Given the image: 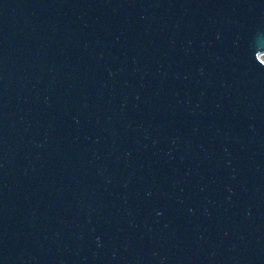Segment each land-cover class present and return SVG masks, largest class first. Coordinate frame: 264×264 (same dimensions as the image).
Listing matches in <instances>:
<instances>
[{"label":"water","instance_id":"1","mask_svg":"<svg viewBox=\"0 0 264 264\" xmlns=\"http://www.w3.org/2000/svg\"><path fill=\"white\" fill-rule=\"evenodd\" d=\"M264 0H0V264H264Z\"/></svg>","mask_w":264,"mask_h":264},{"label":"bare ground","instance_id":"2","mask_svg":"<svg viewBox=\"0 0 264 264\" xmlns=\"http://www.w3.org/2000/svg\"><path fill=\"white\" fill-rule=\"evenodd\" d=\"M261 60L264 61V58H262V56H260Z\"/></svg>","mask_w":264,"mask_h":264},{"label":"rangeland","instance_id":"3","mask_svg":"<svg viewBox=\"0 0 264 264\" xmlns=\"http://www.w3.org/2000/svg\"><path fill=\"white\" fill-rule=\"evenodd\" d=\"M261 56H262V58H264V54H262Z\"/></svg>","mask_w":264,"mask_h":264}]
</instances>
